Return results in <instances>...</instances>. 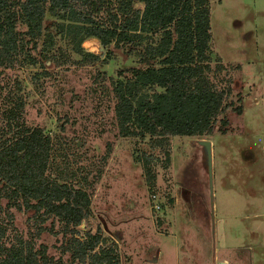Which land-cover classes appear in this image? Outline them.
<instances>
[{
	"label": "rangeland",
	"instance_id": "1",
	"mask_svg": "<svg viewBox=\"0 0 264 264\" xmlns=\"http://www.w3.org/2000/svg\"><path fill=\"white\" fill-rule=\"evenodd\" d=\"M209 1L211 66L216 57L225 66L210 77L217 88L231 89L211 136L119 135L113 83L134 81L118 71L138 67L141 48L103 46L60 14L47 12L35 48L25 44L14 66L1 69L0 129L4 108L19 93L24 117L18 123L39 127L63 144L54 152L62 158L51 156L50 163L64 159L67 169L87 178L92 215L77 227L78 236L89 230L114 241L119 264H264V0ZM26 30L17 21L12 32L19 37ZM47 34L53 45L43 52ZM134 89L138 101L163 93L155 86ZM222 119L225 133L219 130ZM10 135L7 130L0 142ZM201 139L211 141L213 231L207 182L197 166ZM148 171L155 177L152 190ZM12 213L10 229L16 231L8 236L35 231L28 229L31 212ZM58 229L55 222L53 232L34 239L35 247L43 243L54 260L73 264L62 253L66 238Z\"/></svg>",
	"mask_w": 264,
	"mask_h": 264
},
{
	"label": "trees",
	"instance_id": "2",
	"mask_svg": "<svg viewBox=\"0 0 264 264\" xmlns=\"http://www.w3.org/2000/svg\"><path fill=\"white\" fill-rule=\"evenodd\" d=\"M141 3L143 7H137ZM209 0H0V72L12 68L17 53L32 43L35 48L41 36L46 13L60 14L80 25L85 37L97 38L103 46L141 48L138 67L120 69L119 75L130 73L133 82L120 79L113 83L114 116L119 135L123 137L212 135L215 122L225 107L230 87L217 88L210 73L225 69L216 57L211 66V31ZM17 21L27 30L13 34ZM157 35L156 42H147ZM25 35L27 38H24ZM53 41L49 34L42 50L49 51ZM88 57H96L86 53ZM54 58L53 56L49 59ZM32 63L36 62L30 57ZM138 90L158 87L163 93L154 100L136 99ZM134 85V86H133ZM229 86V85H228ZM20 87L18 88V90ZM17 90V91H18ZM3 110L0 136L7 130L9 138L0 142V264H60L47 253L48 246L35 247L37 237L58 231L65 237L62 253H68L73 264H119L116 245L108 237L89 230L78 236L77 227L92 215L89 184L86 176L67 169L64 159L51 164L50 157L59 156L61 141H53L41 128L27 126L23 120L22 95L12 93ZM237 111L241 112L238 106ZM227 120L219 130L226 132ZM15 131H11L12 128ZM63 130V126H61ZM55 155V156H54ZM50 170L47 175L46 171ZM150 190L155 177L147 173ZM153 192V191H152ZM12 210L31 212L27 217L29 236H8ZM50 220V227L45 223ZM10 229V230H9ZM53 232V231H52ZM109 247L100 248L103 243ZM98 249V251H97Z\"/></svg>",
	"mask_w": 264,
	"mask_h": 264
},
{
	"label": "water",
	"instance_id": "3",
	"mask_svg": "<svg viewBox=\"0 0 264 264\" xmlns=\"http://www.w3.org/2000/svg\"><path fill=\"white\" fill-rule=\"evenodd\" d=\"M198 151H197V166L202 171L208 187L209 197H210V207L208 209L209 217L212 223H214L213 215V183H212V157H211V141L209 139H201L198 141Z\"/></svg>",
	"mask_w": 264,
	"mask_h": 264
}]
</instances>
